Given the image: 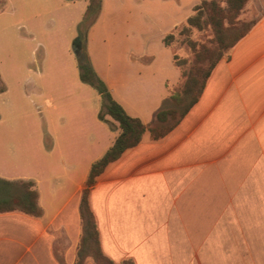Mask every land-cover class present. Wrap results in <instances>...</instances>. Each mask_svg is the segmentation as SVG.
I'll return each instance as SVG.
<instances>
[{
    "label": "crops",
    "instance_id": "crops-1",
    "mask_svg": "<svg viewBox=\"0 0 264 264\" xmlns=\"http://www.w3.org/2000/svg\"><path fill=\"white\" fill-rule=\"evenodd\" d=\"M4 2L0 177L35 181L43 214L0 212V264H76L85 182L120 132L99 118L102 97L81 80L72 46L88 0ZM199 2L102 1L87 50L131 116L151 122L181 82L164 39ZM247 8L261 9L256 22L176 126L159 139L147 130L90 188L113 263L264 264V0Z\"/></svg>",
    "mask_w": 264,
    "mask_h": 264
},
{
    "label": "trees",
    "instance_id": "trees-1",
    "mask_svg": "<svg viewBox=\"0 0 264 264\" xmlns=\"http://www.w3.org/2000/svg\"><path fill=\"white\" fill-rule=\"evenodd\" d=\"M102 1L88 0L86 11L78 23L77 34L72 46L78 60L81 80L93 86L102 97L99 118L107 122L112 129L120 128V132L109 149L92 163L85 182L80 201L82 236L76 264H84L90 256H94L96 264H115L100 250L97 221L89 203V190L95 184L98 175L110 162L118 159L126 149L137 145L147 130L150 131L153 139H159L173 129L198 100L218 62L250 31L256 22V19L247 21L241 17L248 0H200L194 6V13L187 18L181 33L189 34L194 28L198 30L211 28L213 31L212 44L190 40L194 62L189 70L181 72V75L185 76L181 90L171 91L175 86H168L169 95L154 112L151 122L145 123L139 117L131 116L114 98L90 59L87 50L88 32L98 19ZM4 4V0H0V9L4 7ZM174 37V33L167 34L164 39L165 43L170 45ZM174 58H176L175 54ZM3 89L4 86L0 83V90ZM38 197L35 181L0 177V212L20 210L34 216H41L43 209ZM119 264H134V262L126 259Z\"/></svg>",
    "mask_w": 264,
    "mask_h": 264
},
{
    "label": "rangeland",
    "instance_id": "rangeland-1",
    "mask_svg": "<svg viewBox=\"0 0 264 264\" xmlns=\"http://www.w3.org/2000/svg\"><path fill=\"white\" fill-rule=\"evenodd\" d=\"M261 12V9H245L243 14H241V17L244 20L251 21L256 19ZM183 26L178 28L174 34L175 37L170 41V47L172 49V52L176 55L175 62L180 64V70L187 71L189 68L193 65L194 62V52L192 49V46L190 44V40H195L197 43H206L208 45L212 44V38H213V31L211 28H207L204 30H198V29H192L189 34L181 33V29ZM77 59V58H76ZM53 62L56 63L54 65H64L66 63L67 59L64 54L57 53L54 58H52ZM185 79V76L182 74V80L181 82L173 87L171 91L173 90H181L183 86V81ZM92 259H94L95 264L96 260L94 256H90Z\"/></svg>",
    "mask_w": 264,
    "mask_h": 264
}]
</instances>
